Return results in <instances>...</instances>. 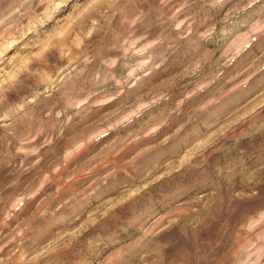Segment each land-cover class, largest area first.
<instances>
[{
  "label": "clouds",
  "instance_id": "1",
  "mask_svg": "<svg viewBox=\"0 0 264 264\" xmlns=\"http://www.w3.org/2000/svg\"><path fill=\"white\" fill-rule=\"evenodd\" d=\"M0 264H264V0H0Z\"/></svg>",
  "mask_w": 264,
  "mask_h": 264
}]
</instances>
